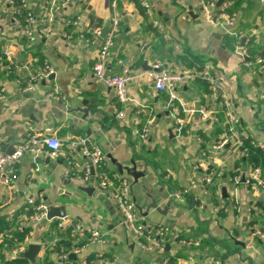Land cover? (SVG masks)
I'll use <instances>...</instances> for the list:
<instances>
[{"label": "crops", "instance_id": "crops-1", "mask_svg": "<svg viewBox=\"0 0 264 264\" xmlns=\"http://www.w3.org/2000/svg\"><path fill=\"white\" fill-rule=\"evenodd\" d=\"M10 1L20 4L0 0V143L11 152L15 144L38 135L56 137L62 147L47 164L44 154L24 155L11 170L12 186L0 185V218L9 224L0 234V264H15L30 244L41 247L35 264H264V239L258 236L264 233V197L242 180L246 173L238 184L231 181L234 170L249 162L239 154L236 140L227 139L225 116L229 104L239 120L237 139L264 145V92L235 51L232 29L203 21L201 0H145L164 25L163 34L136 0H23L24 13L35 19L27 39L23 16L20 21ZM218 5L236 15L239 45L249 56L263 54L264 0H218ZM112 18L119 26L105 72L112 77L128 71L125 104L94 75ZM46 65L51 75L35 82L33 91L16 84L20 79L24 85L29 73L40 74ZM157 65L174 72L208 67L220 91L209 97L197 80L178 88V100L170 103L168 94L153 90L149 74ZM4 66H11V72ZM54 86L60 100L46 98ZM178 121L183 123L179 136L174 130ZM142 128L148 130L144 143L135 134ZM75 136L102 150L111 176L128 180L146 227L169 228L174 239L164 244L163 253L136 247L97 182L84 179L87 161L67 145ZM114 162L128 168L134 162L141 173L147 165V170L134 181L120 174ZM259 166L264 180V164ZM209 177L212 182L206 185ZM172 192L183 196L172 203ZM39 197L48 208L64 207L65 218L34 216L25 202ZM152 201L157 208H149ZM67 221L99 228L103 244L88 245L75 260H58L54 248L67 232L56 224ZM21 229L28 231L22 243L2 247Z\"/></svg>", "mask_w": 264, "mask_h": 264}, {"label": "built area", "instance_id": "built-area-1", "mask_svg": "<svg viewBox=\"0 0 264 264\" xmlns=\"http://www.w3.org/2000/svg\"><path fill=\"white\" fill-rule=\"evenodd\" d=\"M139 2L144 10V14L151 19L152 27L158 33H165L164 25L155 17V13L151 5L145 0H136ZM19 7L24 11L26 4L23 0H19ZM10 4L17 6V3L10 1ZM202 19L208 24H214L216 26L225 27L232 29L231 35L236 39L234 49L242 56L244 60V66L251 72L253 77L258 80V84L261 86L264 92V53L257 54L254 58L250 57L245 46L239 45V38L242 36L241 32L237 30V17L234 13H229L227 6L218 5V0H201ZM18 7V6H17ZM52 17H48V21H51ZM25 36L27 39L31 38V29L35 24V19L29 13H26L24 19ZM118 19L112 18L109 25V31L101 45L99 54L94 64V75L95 77L104 82L109 88H111L117 101L121 104H125L129 99L126 92V87L129 84L131 78L128 71L124 70L122 74L104 78L105 70L107 68V62L111 58V47L113 46V38L118 32ZM235 30V31H234ZM230 33V31H227ZM96 34H99L98 32ZM249 40V39H248ZM248 40L246 42L248 43ZM5 57L8 59L12 58V54L8 51L4 52ZM7 73L11 72V66H4ZM26 69V68H25ZM51 75V70L46 65L44 70L40 74L29 73L26 78V82L22 85L20 79L16 80V84L23 89L25 92H31L34 90V83L38 80L47 79ZM153 90L157 93H166L170 97L169 102L173 103L178 100L175 91L184 85L191 82L200 80L208 84L211 92L210 97L215 98L218 83L217 80L212 76L208 67L199 68L195 67L191 71L174 72L171 70H161L160 66H155V70L149 74ZM3 92V91H2ZM4 98L0 93V99ZM48 99L60 100L61 95L59 94L57 87H53L47 93ZM226 119L229 127L228 140H236L235 144L239 149L241 157L248 158L249 149L244 147V141L237 139L236 129L239 124L238 117L233 113L229 104H226ZM119 113L118 116H122ZM177 135L182 134L183 123L178 121L174 128ZM136 136L140 139L141 143H144L148 138V130L146 128L135 129ZM68 148L71 152L81 155L87 161V164L83 170L84 179L88 180L93 178L97 182V188L103 195L109 200L114 206L116 214L119 218L120 226L124 229L125 233L131 238L132 242L136 247L142 250H155L156 252H164V244L169 240L174 239L170 230L166 226H155L148 228L143 222L140 212L137 210L135 202L131 194V186L128 180L123 177L111 176L107 171L106 158L102 150L93 144L90 139L84 136H75L70 138L67 142ZM222 146V145H221ZM253 148L264 151V145L262 143H251ZM61 141L56 137H46L32 135L27 139L15 144L11 152H5L0 143V185L5 187H11L14 183V175L11 170L19 163L20 159L24 155L32 156L33 158L38 157L41 154L46 155L50 159H55L61 151ZM244 168L237 167L234 172V176L231 181L234 184H238L241 174L244 175V181L246 185L257 189L261 192L264 197V180L262 178L260 166L253 163H247ZM67 168L73 170V162H67ZM39 168H35V171H39ZM75 172H72V175ZM212 182V178H207L205 184L208 185ZM183 196V192H172L171 199L180 200ZM27 210H30L34 216H45L48 211V206L39 197L37 201L32 198H28L25 202ZM60 231L67 232L66 240H70L73 246L67 253L58 255V260L67 261L70 254L78 255L88 245L103 244L104 239L101 230L97 227H91L79 222H59L56 224ZM258 236L264 239V233L258 232ZM21 252V249L16 250ZM215 264H220L218 261ZM163 264H170V261H164Z\"/></svg>", "mask_w": 264, "mask_h": 264}, {"label": "trees", "instance_id": "trees-1", "mask_svg": "<svg viewBox=\"0 0 264 264\" xmlns=\"http://www.w3.org/2000/svg\"><path fill=\"white\" fill-rule=\"evenodd\" d=\"M18 6V7H17ZM16 8L18 9L19 13H20V16H19V20L22 21V16H23V23H24V15H26L24 13V11L19 7V5L17 4ZM252 40H248V45L250 46V43H251ZM249 52L251 54H253L255 51L254 49H252V47L250 46L249 47ZM200 82V80H199ZM205 85V89H206V94L207 96L210 97L211 95V92L209 90V86L206 82L202 81ZM244 147L248 148L249 149V156L248 158H246L248 160V162L250 163H253L255 165H260L261 163L264 164V151H261L259 149H256V148H253L251 146V143L250 141H246L244 140ZM242 160V159H241ZM240 160V161H241ZM243 161V160H242ZM241 161V162H242ZM246 164V163H245ZM9 228V224L6 222V219L4 217H1L0 218V234L1 233H5ZM28 234V231L27 230H24V229H21L19 231H15L12 233V235H10L9 237L10 238H7L8 240H6L4 243H2V247H4V245H8L7 247H13L15 246L16 244H20L24 241L25 239V236ZM66 236H64L63 238H61V241L59 243H57L55 245V248H54V251L56 254L58 255H61V254H64V253H67L68 251L71 250L72 247H75L72 245V243L70 242V240H66L65 238ZM108 258V257H107ZM109 261L111 260L110 258H108ZM26 262L24 259L20 258V259H17L14 261L15 264H22ZM171 264V263H170Z\"/></svg>", "mask_w": 264, "mask_h": 264}, {"label": "water", "instance_id": "water-1", "mask_svg": "<svg viewBox=\"0 0 264 264\" xmlns=\"http://www.w3.org/2000/svg\"><path fill=\"white\" fill-rule=\"evenodd\" d=\"M103 32H105V30H103ZM109 76V72H105V75H104V78H107ZM220 90H217V92H219ZM195 102V106H196V110H199V106H198V103L197 101L192 98ZM50 161V158H46L44 160V162L47 164L49 163ZM39 162H41V160H39ZM58 164H60L58 162ZM118 172L120 174H122L123 172H126L127 175H129L131 178L134 179V181H137L139 178L143 177L145 175V172L147 170V165L144 166V170L143 172H137L136 171V166H135V163L134 162H131V168H128V167H122L121 165L119 164H116L114 162ZM242 180L244 181V176L242 177ZM85 192L89 193L91 190H88V189H83ZM222 192H223V197L226 198V190L225 188L222 189ZM172 203H174V199H172ZM149 208H157L154 201H152L151 205L149 206ZM148 208V209H149ZM147 209V210H148ZM65 215H66V212H65V208L64 207H49L48 211H47V219L48 220H51V219H54V218H57V219H64L65 218ZM41 247L40 245H37V244H30L27 248V250L23 253H20L19 254V258H23V259H26L28 260L31 264H35L36 263V257L40 251ZM168 249V246H166V250ZM69 260H75V255L74 254H70L69 255Z\"/></svg>", "mask_w": 264, "mask_h": 264}]
</instances>
